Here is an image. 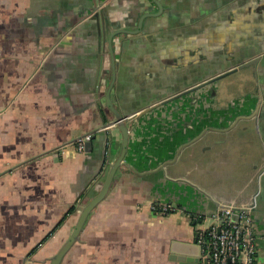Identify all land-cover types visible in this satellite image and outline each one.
<instances>
[{
  "label": "crops",
  "instance_id": "crops-1",
  "mask_svg": "<svg viewBox=\"0 0 264 264\" xmlns=\"http://www.w3.org/2000/svg\"><path fill=\"white\" fill-rule=\"evenodd\" d=\"M159 1L161 10L151 0H0V264H49L119 151L105 100L110 33V95L130 113L128 146L61 264H196L199 226L219 201L254 202L264 236V109L234 119L259 106L253 69L237 70L249 85L232 92L233 72L201 84L198 60L204 43L224 51L249 33L261 42L264 7L231 5L226 23L195 25L234 0ZM235 11L251 16L235 25ZM147 12L156 14L137 30ZM87 132L89 148L68 144ZM155 201L176 209L156 213Z\"/></svg>",
  "mask_w": 264,
  "mask_h": 264
},
{
  "label": "built area",
  "instance_id": "built-area-1",
  "mask_svg": "<svg viewBox=\"0 0 264 264\" xmlns=\"http://www.w3.org/2000/svg\"><path fill=\"white\" fill-rule=\"evenodd\" d=\"M93 134L87 132L77 135L68 144L82 152ZM148 206L161 214L176 209L173 204L161 201L152 202ZM253 207L254 202H217L215 209L199 226L197 243L200 255L196 264H255L258 240L264 236L255 231Z\"/></svg>",
  "mask_w": 264,
  "mask_h": 264
},
{
  "label": "flooded vegetation",
  "instance_id": "flooded-vegetation-1",
  "mask_svg": "<svg viewBox=\"0 0 264 264\" xmlns=\"http://www.w3.org/2000/svg\"><path fill=\"white\" fill-rule=\"evenodd\" d=\"M155 4L158 5L159 0H151ZM261 1V6L264 7V0ZM246 4H249V6ZM257 4V0H234L233 2L227 3L218 11L210 12V13H204V18L202 20L194 21V18H191L193 24L201 23L202 21L204 24L206 22L210 21L211 19L216 18L222 20L221 22L227 21V18L229 15L228 8L230 6L236 7H242L245 9H248L250 5ZM159 7V6H158ZM247 12V11H246ZM245 11L237 13V11L234 12L236 15V19L234 20L235 25H240L242 22H246L245 20H248L251 14H246ZM149 13V12H147ZM146 13V14H147ZM148 15H154V14H148ZM147 15H144V17ZM139 23V22H138ZM190 25V24H189ZM190 29H193L192 25H190ZM251 32V31H250ZM248 40L243 41L241 38V41H239V38H235V43L232 45H227L225 48V52L228 51L227 54H225L224 51L220 48V50L216 51L211 48V45L204 43L202 47V51L200 53V58L198 59L200 63H202V72L203 75L201 77V84L207 85L209 87H212L213 82L218 80L223 75H227L231 72H235L237 70L243 69L245 67H252V74H254L255 80L257 81V87H256V101L259 104L257 111L247 112V113H239L237 114L234 119H238L239 117L244 118H252L256 117V119L261 118L262 110L264 109V91L262 90V86L260 83L261 77H260V71L264 70V39L259 41V38H256L249 33ZM190 42V40H189ZM241 42V43H240ZM248 42V43H247ZM247 63V64H246ZM227 74H226V73ZM224 73V74H223ZM222 76H218L221 75ZM261 87H260V86ZM251 99L249 100V102ZM253 102V101H252ZM254 112V113H253ZM253 218V217H252Z\"/></svg>",
  "mask_w": 264,
  "mask_h": 264
},
{
  "label": "water",
  "instance_id": "water-1",
  "mask_svg": "<svg viewBox=\"0 0 264 264\" xmlns=\"http://www.w3.org/2000/svg\"><path fill=\"white\" fill-rule=\"evenodd\" d=\"M158 6H159V9L161 10V4L159 2H158ZM148 14H156V12H149L146 15H148ZM143 18H144V16L140 17V20H139V23H138L139 27H138L137 30H139L141 28ZM123 30H124L123 32H125V33L134 32V31L127 30V29H123ZM112 35H113V33H110V35L108 36L112 71H111L110 82H109V84L107 86V89L105 91V100H106L107 107L114 114V121L113 122L118 127V129L120 130V133H121V144H120L119 151L116 154L115 158L111 162H109V159L105 162L107 164V166H108V169H107L105 177H104V179L102 181L101 186L91 196V198L89 200H87L85 203L82 204L81 210L79 211L77 219H76V221H75V223H74L69 235L63 241V243L59 246V248L55 251V253L50 257L49 264H61V261H62L64 255L69 250V248L73 245V243L76 240L79 239L80 233H81V231L83 229V226H84L89 214L91 213L93 208L97 205V203L100 202L105 197V195L108 193V191H109V189L111 187V184L113 182L115 173L117 171V168L121 164H123V162H124L123 159H124V156H125V153H126V150H127V146H128V141H129V130H128L127 121L129 120V114L130 113H122L121 111H119L114 106V103H113V101L111 99V95H110V90L112 88L113 81L115 79V60H114L113 49H112V46H111V37H112ZM223 74L218 75V76H222ZM90 144H91V142L87 141L86 144H85V148L86 149L89 148ZM199 255H200V252H199ZM172 256L174 257V259H177V260H182V261L191 260L190 257H187L185 255L178 256V255H174L173 254Z\"/></svg>",
  "mask_w": 264,
  "mask_h": 264
},
{
  "label": "rangeland",
  "instance_id": "rangeland-1",
  "mask_svg": "<svg viewBox=\"0 0 264 264\" xmlns=\"http://www.w3.org/2000/svg\"><path fill=\"white\" fill-rule=\"evenodd\" d=\"M227 77H229L231 80L232 92L239 90L242 86V83L249 85V83L247 81L243 82V79L247 77V71L246 70H243V71L238 72V73H237V71L235 73L233 72V73L227 75ZM224 79L222 81L220 80V82H224Z\"/></svg>",
  "mask_w": 264,
  "mask_h": 264
},
{
  "label": "trees",
  "instance_id": "trees-1",
  "mask_svg": "<svg viewBox=\"0 0 264 264\" xmlns=\"http://www.w3.org/2000/svg\"><path fill=\"white\" fill-rule=\"evenodd\" d=\"M74 208H75V205L71 206L68 212L73 211Z\"/></svg>",
  "mask_w": 264,
  "mask_h": 264
}]
</instances>
